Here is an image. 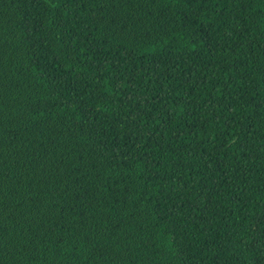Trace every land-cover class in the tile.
Here are the masks:
<instances>
[{"label": "trees", "instance_id": "16d2710c", "mask_svg": "<svg viewBox=\"0 0 264 264\" xmlns=\"http://www.w3.org/2000/svg\"><path fill=\"white\" fill-rule=\"evenodd\" d=\"M0 264H264V0H0Z\"/></svg>", "mask_w": 264, "mask_h": 264}]
</instances>
